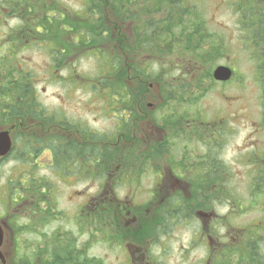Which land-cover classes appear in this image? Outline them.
<instances>
[{"label": "flooded vegetation", "instance_id": "1", "mask_svg": "<svg viewBox=\"0 0 264 264\" xmlns=\"http://www.w3.org/2000/svg\"><path fill=\"white\" fill-rule=\"evenodd\" d=\"M146 41L112 40L102 45L104 53H116L124 61L118 74V82H125L122 87L112 89L99 80L95 89L102 97L101 110L96 114L113 117L111 133L82 129V125L77 127L56 113L49 114L53 117L27 119L23 126L19 123L17 128L22 131L13 135L11 151L0 162L16 151L17 144L22 154L39 157L48 153L50 172H57L68 184L83 185L75 192V197L82 199L75 211L64 214L74 226L71 229L78 230L81 238L101 234L107 247L118 245L127 251V264H156L151 249L159 242L157 236H171L181 224L192 226L199 235L194 243L199 239L206 242L213 264H220L225 252L229 263L264 264V220H259L257 229L232 228L238 233L234 236L228 229V241L214 236L220 226L229 225L223 221L215 224L221 216L218 205L228 199L219 196L218 190L230 188L229 170H222L220 152L214 147L219 143L211 139L223 123L209 128L199 118L183 116L178 109L183 108V102H176L170 95L178 86L165 84V75L148 77V61L168 59V49L161 43L164 51L160 54L152 41ZM103 76H108L107 72ZM224 126L228 137L230 127ZM53 137L61 141L53 145ZM216 139L220 142L219 137ZM259 155L255 165L260 170L264 160L263 154ZM54 183L31 176L27 184L20 183L15 193L4 197L0 264H105L97 257H93L94 262L81 259L92 257V240L75 243L68 236L55 240L57 232L65 234L69 230L46 231L59 211ZM145 183L151 188L149 197L139 200L134 190L142 189ZM7 194L8 188L4 192ZM23 234L26 236L21 239ZM243 241L248 244L241 245ZM63 249L77 259L63 262Z\"/></svg>", "mask_w": 264, "mask_h": 264}, {"label": "rangeland", "instance_id": "2", "mask_svg": "<svg viewBox=\"0 0 264 264\" xmlns=\"http://www.w3.org/2000/svg\"><path fill=\"white\" fill-rule=\"evenodd\" d=\"M40 1L48 2L53 6L57 5L58 8L53 7V13L57 16H59L58 10L60 15H72L75 26L83 24L80 21L84 15V5L87 0ZM189 4L197 6L198 16L190 20L199 24L202 34L200 42L206 41L203 46L199 45L196 48L193 55L185 52L176 43L174 48L167 47L166 53L169 55L167 61L171 68L165 75V84L178 86L170 95L173 99H177L176 102H183V108H178L184 112L183 116L188 119L199 118L204 122L203 126L208 125L209 128L216 123H223L222 129L211 139L219 143L214 147L220 152L219 158L223 162L222 170H229L227 172L230 188L219 190L218 195L228 199L218 205L217 211L221 216L215 224L223 221L229 225L225 228L220 226V229L218 228L213 234L221 241H228L230 240L227 236L228 229H257L256 224L259 220H264L262 208L264 187H261L263 191L260 192V183L264 182V175L259 172L261 168L259 170L255 165L256 157L260 156L259 153L263 154L264 159V74L262 75L257 67L256 55L252 54L253 51L254 54L259 52L260 48L252 42L249 43L250 40L244 39L241 22L244 11L240 7L237 10L235 7L237 5L232 6L231 0H189ZM4 8H6L5 3L0 8V15H2L0 16V104L4 107L17 101L13 96L15 93L11 88L13 86L10 85L18 82L15 86L18 87L17 92H19L22 88L21 84L26 81L28 71L32 73L37 98L47 109L48 114L56 113L77 127L82 125V129L90 128L97 133H111L114 128L113 117L96 114V111L101 110L98 107L101 106L102 97L98 96L95 89L90 86L89 80L81 78L96 76L107 78L103 74L107 72L108 53L102 54L96 51L94 55L81 54L74 61L75 67H65L54 71L53 56L49 54V50L58 47L55 42L58 38L42 39L46 35L43 37L37 35L33 28V20H37L38 13L42 16L43 11L34 9L27 16L29 19L22 21L23 18L18 12L10 10L8 14H3ZM59 17L64 33V17ZM118 23L122 35L121 37L117 35V38L113 40H119V38L135 40L134 24L121 20ZM65 34L63 41L67 42V35L68 40H72L70 32ZM11 40L16 43L13 45ZM25 40L29 41L25 42ZM73 52L80 51L73 50ZM196 55L198 58L195 57ZM201 56L208 61L200 60ZM148 63L150 64L151 61ZM219 65H226L234 70L231 80L220 82L209 78V71L213 73ZM153 70H157V65H153ZM73 73L76 76H73ZM73 79H77L76 82H72ZM187 79L193 83V86L190 85L189 89L192 90L185 93L182 91L181 84ZM225 124H228L231 130L228 137H225ZM208 134L211 132L208 131ZM217 137L220 142L217 141ZM18 148L17 144L16 151L0 162V214L3 212L1 202L7 198L5 196L10 197L15 193L20 183L27 184L31 176L42 177L46 181L55 182L53 187L56 206L59 210L57 218H53V224L46 231L58 229L61 232H67L69 230L65 234L57 232L53 235L55 240L66 239V236L75 243L89 239L88 235L81 238L77 233L78 230L71 229L74 226L67 216L75 211V205L82 200L78 198L79 196L75 197L77 196L75 192L82 190L83 185L68 184L57 172H50L51 161L48 153L35 157L30 153L22 154ZM204 148L202 141V149ZM24 167L27 168L24 170ZM28 168L31 169L28 170ZM219 176H221L220 173ZM7 188L8 194L4 195ZM150 190L149 185L145 183L142 189H135L134 193L139 200H146ZM93 191V189L90 190V192ZM65 213L67 215L64 217ZM234 229H232L233 236L238 234ZM93 232L96 230L93 229ZM260 235H263V232H260ZM25 236L23 234L20 238ZM197 236L199 235L194 228L186 224H181L171 236L165 237L163 233L157 236L160 238L159 242L151 249L152 256L157 261L156 264H213L208 258L209 248L206 242L203 239H199L198 243L193 242ZM89 240L93 242V245L89 246L92 257L103 259L105 264H127V251H123L118 245L113 248L107 247L101 240V234L92 236ZM164 246L167 248L164 249ZM229 264L243 263L233 261Z\"/></svg>", "mask_w": 264, "mask_h": 264}, {"label": "trees", "instance_id": "3", "mask_svg": "<svg viewBox=\"0 0 264 264\" xmlns=\"http://www.w3.org/2000/svg\"><path fill=\"white\" fill-rule=\"evenodd\" d=\"M4 3L6 8L3 9V14H8L10 10L18 12L23 18L22 21H27L29 19L27 16L34 9H38L40 12L43 11L42 16L38 13L36 15L37 20H33V28L37 35L42 37L46 35L42 39L53 38L55 40V37L58 38L55 40L58 47L49 50V54L53 56L54 71H59L65 67H75L74 61L81 54L92 53L94 55L96 51L103 54L102 45L112 43V40L117 38V35L118 37L122 35L118 23L119 20L134 24L135 40H147V44L152 41L151 43L160 54L163 53L164 47L171 49L175 47L176 43L185 52L193 55L195 54L196 48L199 45L203 46L206 41L203 40V42H200L202 34L199 24L196 21L190 20L198 16V11L196 5L189 4V0H87L84 5V15L80 21L83 22L81 26H75L72 15H60V11L58 10L59 16L64 17V33L61 28L60 17L56 13H53V7L58 8L57 5L53 6V4L41 2L40 0H0V8L4 6ZM231 5H237L235 6L237 10L240 7L244 11V16L241 21L243 25L242 31L244 32L243 37L245 40H250L249 43L252 42L260 48L259 52L255 54L254 51L251 52L254 56H257V58L255 56V61L259 71L263 75L264 0H231ZM66 32H70L72 36V40H69L68 43L63 41ZM66 40H68V35ZM119 40L122 39L119 38ZM15 43L13 42V45ZM161 43L164 44V47H160ZM73 50H79L80 52H73ZM195 57L198 58L197 55ZM165 59L163 61H151L148 77L152 78L154 77L153 75L162 76L168 74V69L171 66L167 59ZM200 60L208 61L204 56H201ZM211 61L212 59L210 58ZM123 63L122 58L116 53L109 52L106 66V69H109L107 71V78H100L98 76L83 78L80 74H77V76L84 80H89L91 87L94 89L98 88L99 80L100 84L101 82L105 83V85L110 86L112 89L115 87L120 88L125 84V82L124 84L118 82L119 70ZM153 65H157V70H153ZM136 69H141V66H137ZM142 73L145 74V72ZM208 75L209 78H213L211 71H209ZM73 76H76V74L73 73ZM25 80L21 84L22 88L19 89V92H17L18 87L15 86L18 82L10 85L13 86L11 87L15 91L13 96L17 101L7 104L4 107L0 104V127L16 124L17 128L21 121L27 119H43L47 115L53 117V115L48 114L47 109L37 98V91L33 86L32 73L27 71ZM74 80L76 81L77 79H73L72 82ZM190 85L193 86V83H190L188 79L184 81L181 84L182 91L188 93V90H192L189 89ZM171 99L173 98L171 97ZM5 119H8V121H5ZM33 121L31 120L30 122ZM18 130L22 131V129L17 128L16 132ZM55 141L60 142L61 140L58 137H53V145ZM259 172L264 175V166ZM263 183H260V192L263 191ZM246 244H248L246 241L241 242V245ZM66 250L63 249L60 252L64 257L63 262L70 259H77L76 257H71L70 250ZM240 252H243V250H240ZM229 255L231 254L229 253ZM223 257V261L220 264H228L229 256L227 252L223 254ZM81 259L94 262V258L90 256H84Z\"/></svg>", "mask_w": 264, "mask_h": 264}, {"label": "water", "instance_id": "4", "mask_svg": "<svg viewBox=\"0 0 264 264\" xmlns=\"http://www.w3.org/2000/svg\"><path fill=\"white\" fill-rule=\"evenodd\" d=\"M213 76L217 81L227 82L233 76V69L226 65H219L213 71ZM15 126L10 128L0 129V159L6 157L11 151L12 134ZM0 227V247L3 242V233ZM1 253V252H0ZM1 258V257H0Z\"/></svg>", "mask_w": 264, "mask_h": 264}]
</instances>
